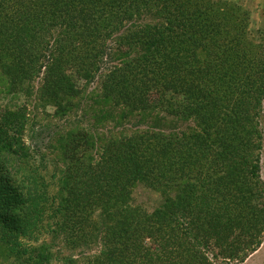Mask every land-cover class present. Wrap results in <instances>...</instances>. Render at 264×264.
I'll return each mask as SVG.
<instances>
[{
	"label": "rangeland",
	"instance_id": "374dc122",
	"mask_svg": "<svg viewBox=\"0 0 264 264\" xmlns=\"http://www.w3.org/2000/svg\"><path fill=\"white\" fill-rule=\"evenodd\" d=\"M69 1L0 0V111L20 109L26 118L21 138L27 147H37L41 157L24 162L0 158V262L14 264L25 254L24 247L44 242L60 248L62 255H71L77 264H264V97L259 102V117L235 144L248 162L258 158L260 183L256 202L248 194L234 196L223 184L215 186L210 199H206V188L198 189L202 200H197L199 195L195 194L186 199L187 210L200 216L185 224L192 237L183 234L180 220L176 224L159 220L157 224H141L140 233L127 243L112 239L108 245L111 257L100 256L102 247L94 236L99 229L96 221L99 214L109 212L105 203L111 190L103 179L117 178L122 182L127 163L135 159L133 150L144 157L154 153L146 144L128 151L127 142L113 146L105 142L142 134L149 130L146 124L154 117L158 120L152 124L161 134L185 130L193 122L178 113L184 100L175 87L169 88L175 77L173 69L166 67L162 54H155L146 46L150 41L145 30L162 25L157 17L163 13L147 11L137 4V9L133 6L125 14L127 19L123 22L105 20L98 14L101 9H110L109 0H85L82 6L72 9ZM210 1L218 2L217 7L231 2L241 5L251 15V37L264 34V0ZM128 32H141L144 37L128 38ZM56 38L62 45L56 68L65 76L64 91L59 93L46 84L42 60L32 74L21 72L18 65L19 61L31 60L37 49ZM90 52L92 57L88 58ZM159 90L165 95L166 108L159 112L142 110L144 100L153 101ZM60 108L61 114L65 109L70 110V115L56 114ZM67 122L68 126L72 123L68 130L88 134L92 139L94 148L91 155L87 153L89 160L69 164L63 155L64 144L59 136ZM35 136H39L37 140ZM103 144L108 149V172L95 164L94 151ZM198 153L194 149L189 155L186 151L179 156L171 152L170 164L162 156L161 165L167 169L157 173L159 185L151 191L135 184L130 189L131 202L148 214L163 196L176 197L181 186L199 179L196 176L217 170L220 162L215 156L200 160ZM28 169L36 170L43 188V204L38 207L30 230L23 223L29 219H16L6 207L15 185L28 189ZM168 182L171 189L166 187ZM183 197L184 202L186 194ZM14 222L21 229L14 230ZM62 223L65 230L69 229L67 236ZM57 226L62 234L56 233ZM90 237L91 243L82 247ZM205 243L208 246L204 248ZM18 244L23 249L17 248ZM194 245L201 255L193 254Z\"/></svg>",
	"mask_w": 264,
	"mask_h": 264
},
{
	"label": "trees",
	"instance_id": "16d2710c",
	"mask_svg": "<svg viewBox=\"0 0 264 264\" xmlns=\"http://www.w3.org/2000/svg\"><path fill=\"white\" fill-rule=\"evenodd\" d=\"M82 1L86 2L70 0L69 7L71 9L79 7L78 4L82 6ZM108 3L110 9H101L98 14L105 20L123 22V19H127L125 14L128 15L133 6L137 9V4L144 6L147 11L163 13L162 17L160 15L157 17L160 22H163L162 25L159 23L145 30L147 39L150 41L146 46L155 54H162L166 67L173 69L172 74L175 77L170 81L169 88L175 87V90L181 92L184 100L181 104V112L178 113L185 119L190 118L193 122L192 126L185 130L161 134L160 129L152 124L154 120H158L154 117L146 124L149 130H145L142 134L134 133L131 137L109 139L105 142L112 146L127 142L128 151L146 144L154 151L151 156L144 157L133 150L135 159L127 163L122 173V177L125 176L122 182L117 178L111 181L103 179L106 186H111L109 201L105 203L109 212L106 215L101 213L97 216L96 225L99 229L94 236L98 238L102 247L100 256L109 259L112 255L108 249L111 240L119 239L127 243L134 235L140 233L141 224H157L159 220L176 224L177 220H180L183 223L181 227L185 230L183 234L191 236L190 230L186 229L188 225L185 224L187 221L198 220L200 216L187 210L186 199L190 194H195L199 195L197 200H202V193L198 189L206 188V199H210L215 186L223 184L234 196L238 193L248 194L256 202L260 183L257 177L258 158L255 156L251 158V162H248L247 157L236 149L235 144L242 139L248 126L259 117V102L264 97V34L259 38L251 37L249 34L251 15L235 2L222 3L219 7L216 5L218 2L210 0H109ZM84 19L86 20L87 17L85 16ZM134 36L141 38L144 34L127 33L128 38ZM61 47L57 38L52 40V43L46 44L40 50L37 49L31 60L19 61V69L26 74H32L35 71L34 66L38 65L40 68L39 60H42L45 82L50 90H58L57 93L64 91L65 76L58 73L56 68L61 58L59 54ZM91 57L90 52L88 58ZM56 71L57 75L53 76ZM162 94L159 90L153 101L150 98L145 99V105H141L142 110L153 109L159 112L165 109L167 102L165 95ZM62 109L60 108L56 114L63 117L70 115V110L65 112V109L61 114ZM20 112V109L8 108L0 111V158L22 162L34 158L41 160L37 147H27L21 138L26 118ZM68 124L67 122L66 126L61 128L59 136V141L64 144L63 155L66 156L69 164L89 160L87 153L91 155L94 148L92 139L88 134L80 135L74 129L68 130L72 123L70 126ZM235 129L240 130L241 134ZM38 137L35 136L36 140ZM135 140L139 143H134ZM150 141L156 142L149 144ZM105 144L96 147L94 156L97 157L96 166L103 170L107 169L108 172L106 165L109 155L106 153L108 149ZM156 144L158 146H154ZM153 146L154 148H151ZM193 149L199 151L200 160L204 157L206 160L211 154L215 156L220 162L217 170L212 174L196 176L199 179L194 180L195 183H186L181 186L177 190L176 197L163 196L164 199L160 204L148 214L139 210V207L131 202L130 189L135 184H141L151 191L156 189L157 183L159 185L160 176L157 173L161 174L163 169L164 171L167 169L161 165L162 156H165L166 163L170 164L171 152L179 156L186 151L189 155ZM26 175L28 189L26 191L18 189L16 187L20 186L15 185L16 187L14 186V189L10 191L6 207L11 210L16 219L20 217L29 219L23 223L26 229L30 230L37 209L43 204V188L35 169H28ZM166 187L171 189V183L168 182ZM104 191L108 192L107 189ZM183 194H186L184 202ZM25 206L28 208L22 209ZM17 222L12 224L14 230L21 229L17 226ZM61 227L64 229V236H67L69 229L65 230L63 223ZM3 230L5 231L4 228ZM56 233L62 234L58 226ZM91 237L89 243L85 242L81 246L87 247L93 240ZM207 246L205 243L204 248ZM16 247L23 249L20 244ZM194 247L193 254L201 255L196 245ZM24 248L25 254L20 255L14 264H77L71 255H62L60 248L55 249L48 243L42 242ZM119 255H121L120 251ZM3 261L0 264H4Z\"/></svg>",
	"mask_w": 264,
	"mask_h": 264
}]
</instances>
